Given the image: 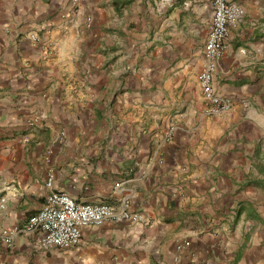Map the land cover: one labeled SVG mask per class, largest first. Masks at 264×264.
Here are the masks:
<instances>
[{"label":"crops","instance_id":"obj_1","mask_svg":"<svg viewBox=\"0 0 264 264\" xmlns=\"http://www.w3.org/2000/svg\"><path fill=\"white\" fill-rule=\"evenodd\" d=\"M230 1L207 115L211 0H0V264H264V0ZM49 190L147 223L44 251L16 230Z\"/></svg>","mask_w":264,"mask_h":264},{"label":"built area","instance_id":"obj_2","mask_svg":"<svg viewBox=\"0 0 264 264\" xmlns=\"http://www.w3.org/2000/svg\"><path fill=\"white\" fill-rule=\"evenodd\" d=\"M84 0H70L73 7H78ZM213 14L209 34L204 45L203 67L197 75V82L202 97L206 102L205 113L218 115L230 109V102L215 94L212 85V74L216 61L223 50L224 39L231 28H235L243 15V9L230 0H211ZM32 41H38L35 34L28 36ZM64 133L61 132V135ZM52 171L46 173L45 186L51 188ZM4 208V198H0V210ZM124 221L147 223V218L141 214L131 212L124 203L119 208L107 204L75 203L63 193L49 190L44 196L41 209L30 216L24 227L16 233L39 232L38 245L42 250L55 246L67 248L75 246L81 236V228L99 226L103 223L119 224ZM0 238L5 244L12 241V234L0 232Z\"/></svg>","mask_w":264,"mask_h":264}]
</instances>
